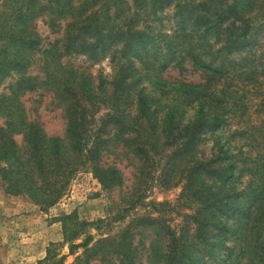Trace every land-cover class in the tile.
I'll return each instance as SVG.
<instances>
[{"label": "trees", "instance_id": "obj_1", "mask_svg": "<svg viewBox=\"0 0 264 264\" xmlns=\"http://www.w3.org/2000/svg\"><path fill=\"white\" fill-rule=\"evenodd\" d=\"M39 23L62 36L45 44ZM65 55L108 60L111 74L65 67ZM169 70L199 81L168 82ZM34 92L60 110L62 136L29 120L20 97ZM0 118L9 196L48 210L81 169L121 190L124 160L134 187L97 224L122 221L152 182L190 204L175 227L141 217L96 240L91 223L61 217L68 255L82 249L73 264H264V0H1ZM53 257L39 264L65 260Z\"/></svg>", "mask_w": 264, "mask_h": 264}, {"label": "rangeland", "instance_id": "obj_2", "mask_svg": "<svg viewBox=\"0 0 264 264\" xmlns=\"http://www.w3.org/2000/svg\"><path fill=\"white\" fill-rule=\"evenodd\" d=\"M125 1L132 4V0ZM62 29L58 32H50L45 25L38 24V32L45 44L56 39L59 40L62 36ZM61 63L65 67L86 69L93 77L99 73L108 77L112 68L108 60L91 66L84 61V57L74 55L63 56ZM52 70L53 66L50 64L48 71ZM38 74L40 75V70L35 65L32 75ZM162 76L168 82L175 79L185 80V82L199 81L198 74L177 77L176 70L166 71ZM145 85L147 84L145 83ZM20 102L25 107L29 120L39 123L48 136L63 135L65 123L50 95L42 92L25 94L20 97ZM1 124L2 119L0 118ZM16 140L19 142L20 136H17ZM210 148L211 142H208L204 149L208 152ZM121 162V165L118 166L125 179L124 188L121 190H102L91 173L87 169H81L71 181L67 196L48 210L40 209L25 197L7 195L0 180V264H39L46 258L48 249H51L54 259L64 255L63 264H73L82 249L74 250L72 255H68L69 245L63 241L61 222L59 221L66 215L75 214L79 220L91 223L92 225L87 230L96 240L100 237L116 235L128 224L141 217L160 216L165 218L171 227H175L179 224L183 214L190 213V204L180 196L181 189L179 187L162 190L156 186L155 182H152L145 191L144 203L125 214L122 221L97 224L96 221H109L118 214L123 208L122 198L128 196L134 187V179L130 174L132 168H124L126 162L124 160ZM151 202L157 205L156 208L159 212L154 211L150 205ZM81 240L82 237L75 243H79ZM50 244H53L52 247ZM91 264L99 263L94 261ZM109 264H117V261L111 259ZM143 264H146L144 259Z\"/></svg>", "mask_w": 264, "mask_h": 264}]
</instances>
